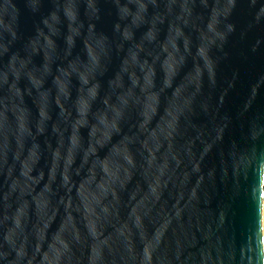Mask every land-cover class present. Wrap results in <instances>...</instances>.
I'll list each match as a JSON object with an SVG mask.
<instances>
[{
  "label": "water",
  "instance_id": "95a60500",
  "mask_svg": "<svg viewBox=\"0 0 264 264\" xmlns=\"http://www.w3.org/2000/svg\"><path fill=\"white\" fill-rule=\"evenodd\" d=\"M264 0H0V264H264Z\"/></svg>",
  "mask_w": 264,
  "mask_h": 264
},
{
  "label": "bare ground",
  "instance_id": "6f19581e",
  "mask_svg": "<svg viewBox=\"0 0 264 264\" xmlns=\"http://www.w3.org/2000/svg\"><path fill=\"white\" fill-rule=\"evenodd\" d=\"M263 253H264V224H263Z\"/></svg>",
  "mask_w": 264,
  "mask_h": 264
}]
</instances>
